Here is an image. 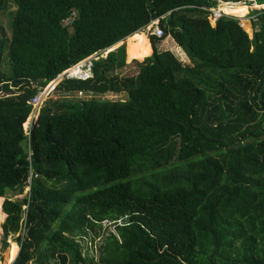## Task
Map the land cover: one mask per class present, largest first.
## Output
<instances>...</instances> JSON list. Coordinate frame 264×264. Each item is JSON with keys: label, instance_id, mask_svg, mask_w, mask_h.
Here are the masks:
<instances>
[{"label": "trees", "instance_id": "16d2710c", "mask_svg": "<svg viewBox=\"0 0 264 264\" xmlns=\"http://www.w3.org/2000/svg\"><path fill=\"white\" fill-rule=\"evenodd\" d=\"M220 4L0 0V10L15 8L0 33V219L10 260L19 242L12 264H264V7L250 8L252 35L238 6L216 26L185 14ZM153 20L189 62L159 51L150 30L148 45ZM133 37L132 58H144L136 75L119 76V42L128 48ZM89 56L91 77L63 79L55 91L91 95L47 98L30 155L29 97ZM30 167L38 176L29 198H14ZM104 220L114 230L95 260L81 239Z\"/></svg>", "mask_w": 264, "mask_h": 264}, {"label": "rangeland", "instance_id": "374dc122", "mask_svg": "<svg viewBox=\"0 0 264 264\" xmlns=\"http://www.w3.org/2000/svg\"><path fill=\"white\" fill-rule=\"evenodd\" d=\"M241 2H243V3H241ZM244 2H245V0H240V2H235V4H233V3L232 4H224V5L220 4L222 6V7H220V9H223V11H225V12H231V11H228L229 9H231V8L228 9V7L231 5V6L240 7L239 11L246 10L245 14H247V15H244V16H241V17L236 16V17H238L239 21L242 23V26L248 31L249 35H252L254 27L252 26L251 20H250V18H251L250 17L251 9L257 10V8L263 7L264 4L260 5L258 7L251 8L250 6H252L253 4L249 6V5L245 4ZM248 3H250V2H248ZM9 8L10 9H8V11H6V12L0 10V33H1L2 30L7 31V33H9V31L11 30V27H12V14H10V13H12L15 10V8L12 7V6H10ZM200 13H195V14L185 13V14L188 17H192V18L202 17V18L209 19L208 18V14H206L207 11H205L204 12L205 14H203V15L200 14ZM9 14H10V16H9ZM178 15H179V13L176 14V17ZM168 17L176 18L175 16L167 15L166 17H161V20H165ZM233 17H235V16H233ZM178 18H187V17H178ZM243 22H246V24H244ZM145 33H146V35L148 37L149 28H147ZM167 39L168 38L166 36L164 38H162L156 44V47H158L160 43H164L165 44ZM133 41H134V37L130 39V41L128 43V48H127V42H128L127 38L123 41V43L125 44V50H126V64H127V66L124 69H122L121 71H118L116 73L119 76L136 75L137 71H138V67H136V60L137 61H142L143 58H144V57L132 58L131 49L133 48ZM149 42L150 41H149V38H148V45H149ZM150 46H151V44H150ZM175 46L176 45H174V47L172 46V48H170V47L167 48L166 47V49H169V51H171L176 57H178L179 60H181L183 62H186V63L189 62V59L187 58V56H185V54L179 48H176ZM151 49H152V46H151ZM147 53H148V47H147ZM147 53L144 56H147ZM151 53H152V50H151ZM5 60H7V62H8V56L6 55V53L3 56L4 65H5ZM7 67H8V71H9L10 70L9 63H8ZM2 94L3 93L0 92V96H2ZM109 95L113 98V100H117V98H119V100H126V98H127V94H125V93H115V94L114 93H109ZM9 96H11V95H9ZM49 98H52V100H60L61 101V100H66V98H67V100H69V98H75V95L73 93H63V92H58V91L54 90L51 93V96ZM10 193H8V194L10 195ZM3 202H4V198L0 199V207L2 206ZM1 211L2 210L0 209V213H1ZM6 217H7V215H6ZM5 220H6V218L4 220L0 219V264H4L5 262L7 264H10L14 260V259L10 260V257H9V255L7 253V249H8V246H9V241L11 240L12 236L10 235L7 238V247L5 249L3 248V244H2V239H3L2 225L5 222ZM101 224H102V227H103L102 230L99 231L98 228L96 227L94 231H88L87 235L81 239L82 243L87 246L88 254L94 256L95 260L98 259L99 252L102 250L103 243H104V238H105V236H107L108 231H110V230L113 231L114 230V225L111 222L107 221V220L102 221ZM18 235H19V233L15 234L14 240H16V237ZM15 244L17 245V251H18L19 242H15ZM82 250H84V247H83ZM17 251L15 253V257L17 255Z\"/></svg>", "mask_w": 264, "mask_h": 264}, {"label": "built area", "instance_id": "2783aa9c", "mask_svg": "<svg viewBox=\"0 0 264 264\" xmlns=\"http://www.w3.org/2000/svg\"><path fill=\"white\" fill-rule=\"evenodd\" d=\"M220 3L223 5L224 4H232V3L235 4V2L225 3V2H221V0H220ZM241 3H243V2H241ZM255 4H257V3H255ZM258 5H260V4H258ZM220 7H222V6L219 5L217 7V9H211V10H205L204 9V11H207L208 18H209V20L213 26H216V23L218 22V20H220L223 16L230 15V14L226 13L225 11H223V9H220ZM260 8H262V7H259L257 9H260ZM74 15H75L74 12H72L70 17L63 21L65 26H69L71 24ZM230 16H232V15H230ZM250 17L256 18L253 13L250 15ZM240 24L242 25L241 22H240ZM148 28L151 31V33L153 35H155L156 37L160 38V40L166 36V35H164L162 28L157 25L156 20L151 21L150 24L148 25ZM109 50L110 49L106 50L105 53H107ZM91 58H92V56L85 57L81 61L63 69L60 73H58L56 75V77L53 80H51L50 82H48L44 86H41V85L36 86V91L34 92V94L31 97H29L28 104L31 106L32 110H31L29 116L27 117V119L24 122L22 127H23V133L27 137L26 142L28 143V151H29L30 155H31V147H30L29 139H30L31 129L33 127L34 122L36 121V119L38 117L39 110L43 106L44 102L47 100V98H49L51 96V93L56 89L57 84L60 81H62L63 79H67V78L85 79V78L91 77V75H92V73H91V65H92ZM73 67H77L79 69V72L78 73L71 72V69ZM74 95L76 98H84L85 96H90L91 94L89 93L87 95L83 91L77 90L74 92ZM106 97L112 98L109 94L103 96V98H106ZM112 100H113V98H112ZM29 160H30V157H29ZM37 176H38V174L34 171V169L32 167H30V171H29L26 183H25V188H24L23 193L15 195L14 198H22V196H27V198H29L30 186H31L32 179L36 178ZM23 233H24V227L22 228V234L21 235H23Z\"/></svg>", "mask_w": 264, "mask_h": 264}, {"label": "crops", "instance_id": "0c3cea01", "mask_svg": "<svg viewBox=\"0 0 264 264\" xmlns=\"http://www.w3.org/2000/svg\"><path fill=\"white\" fill-rule=\"evenodd\" d=\"M145 33V32H144ZM145 35H146V33H145ZM146 37H147V35H146ZM166 37L168 38L167 40H166V43L164 44V43H160L159 44V46L157 47V49L159 50V51H162V50H167L166 49V47L167 48H172V46L174 47V45H176L175 47L176 48H179L178 46H177V44L175 43V42H173L172 40H171V38L168 36V35H166ZM148 38V37H147ZM169 40V41H168ZM171 40V41H170ZM121 43H123V42H119V45L121 44ZM119 45H117V46H119ZM180 49V48H179ZM152 50V49H151ZM181 50V49H180ZM182 51V50H181ZM150 55V54H149ZM148 56V55H147ZM146 57V56H145ZM2 207V206H1ZM0 207V208H1ZM2 210V209H1Z\"/></svg>", "mask_w": 264, "mask_h": 264}, {"label": "bare ground", "instance_id": "6f19581e", "mask_svg": "<svg viewBox=\"0 0 264 264\" xmlns=\"http://www.w3.org/2000/svg\"><path fill=\"white\" fill-rule=\"evenodd\" d=\"M256 7H258V6H256ZM226 13L232 15V13H230V12H226ZM236 13H237V12H236ZM243 23L246 24V22H243ZM71 72H73V73H78V72H79V69H78L77 67H73V68L71 69Z\"/></svg>", "mask_w": 264, "mask_h": 264}, {"label": "water", "instance_id": "95a60500", "mask_svg": "<svg viewBox=\"0 0 264 264\" xmlns=\"http://www.w3.org/2000/svg\"><path fill=\"white\" fill-rule=\"evenodd\" d=\"M263 7H264V6H263ZM121 44H122V43H121ZM116 47H118V46H116ZM116 47H115V48H116ZM19 249H20V248H19ZM18 252H19V250H18ZM17 254H18V253H17ZM16 257H17V255H16ZM16 257H15V258H16ZM15 258H14V260H15ZM14 260H13L10 264H12V263L14 262Z\"/></svg>", "mask_w": 264, "mask_h": 264}]
</instances>
